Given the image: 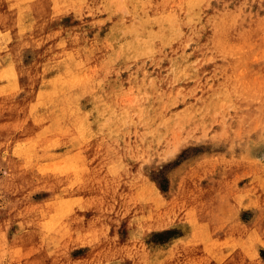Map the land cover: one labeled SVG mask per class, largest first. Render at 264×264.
Masks as SVG:
<instances>
[{
	"label": "rangeland",
	"instance_id": "obj_1",
	"mask_svg": "<svg viewBox=\"0 0 264 264\" xmlns=\"http://www.w3.org/2000/svg\"><path fill=\"white\" fill-rule=\"evenodd\" d=\"M31 1L0 0V60L26 76L0 64V264H264V0H225L227 56L167 18L166 44L185 38L198 60L133 61V75L104 35L120 0H73V21ZM150 1L133 30L164 18ZM97 45L116 58L104 74ZM34 60L40 76L24 73ZM52 60L69 76L49 100Z\"/></svg>",
	"mask_w": 264,
	"mask_h": 264
},
{
	"label": "bare ground",
	"instance_id": "obj_2",
	"mask_svg": "<svg viewBox=\"0 0 264 264\" xmlns=\"http://www.w3.org/2000/svg\"><path fill=\"white\" fill-rule=\"evenodd\" d=\"M51 1H53L55 4H60L59 9L60 13L62 14L60 17L62 18L73 21L74 16L80 13V8L74 6L73 0H70V2L66 0ZM139 1L140 0H120V4L117 3L115 6L108 8L111 17L110 23L107 25V30L105 29L104 35L109 36V43H113V45L118 49L119 61L121 63V65L117 67V70H115V73L119 72V74H121L120 72H123L121 75H133V61L186 60L187 58H190L191 60H198L195 56L194 50L190 52L187 51L186 46L184 45L185 38H183L181 42H177L175 48H170V46L166 44L168 39L164 35L166 34V30H169V28H167V18L173 19V27L178 26L182 29L185 26L187 28L186 31L182 29L183 34L185 35L186 39L191 38L190 41H194V44L196 43L195 48L197 49H201L202 46L208 45L209 48L207 51L212 54H221L222 56H227L228 51L233 50L234 45L231 44V41L234 38L225 26L228 18L221 19V17L217 16L218 14L227 15L229 13L227 1L184 0V2L178 3L176 6L180 9L169 8L165 13H162L160 11L162 9L161 5L155 8L153 6L154 0H152L147 4L148 9H154L164 18L155 19L157 18L156 15L151 14L150 20H147L139 16L140 19L137 20L136 25H138L142 31H136L130 26L133 24L131 19L133 18L134 20L136 18ZM5 3H8V1ZM213 3L217 4L218 6L212 9ZM11 5H13V3H11ZM35 5L36 0H32L30 6L33 7ZM86 5L90 7L91 11H94V6H90L87 2ZM179 12L182 13L183 17H186L185 20L180 19L178 16ZM123 18H128L129 21L128 19L124 21ZM114 19L115 21L111 24V21ZM149 25L151 27H149ZM201 38L202 41H200ZM65 46L72 50L73 45H71L69 38H67V41L64 44L57 47V49L64 48ZM78 47H80L79 51L81 52H86L88 49L83 43H80ZM97 47L99 49V54L94 56L96 60L98 59L100 64L107 60L101 68V73L104 74L110 69L112 60H116V58L114 56L108 55V53L105 51V46L97 45ZM205 53L206 51L203 52V55ZM229 56L231 55L229 54ZM87 59L90 60V56H88ZM52 61L53 62H51L49 66H54V68H57L59 73L53 75L49 85L45 86L47 87V89H45V93L48 95L47 98H49V100H53L57 96V89L59 88L60 83H62L69 76V71L60 65L59 60ZM38 63L41 65L43 64L44 67H47V64L42 60H34V65L30 66L34 72L25 70L24 73L29 76H35L36 74L40 76L41 70L36 66ZM0 64L8 65L10 68L11 65H13L15 69H23V65L20 60H0ZM10 73H15L12 68ZM3 74L8 78L14 76L6 75L5 73ZM15 74L16 77H26L25 75H20L19 72ZM42 89L40 87L38 92H40Z\"/></svg>",
	"mask_w": 264,
	"mask_h": 264
}]
</instances>
